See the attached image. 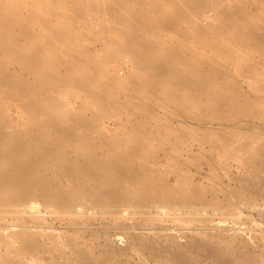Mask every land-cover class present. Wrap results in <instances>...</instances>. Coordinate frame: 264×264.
<instances>
[{
    "label": "rangeland",
    "instance_id": "rangeland-1",
    "mask_svg": "<svg viewBox=\"0 0 264 264\" xmlns=\"http://www.w3.org/2000/svg\"><path fill=\"white\" fill-rule=\"evenodd\" d=\"M127 11L148 34L146 58L166 57V70H140L129 60L141 50L120 18ZM0 15L14 33L21 23L28 52L57 62L68 77L47 82L52 112H33L0 88V119L21 133L38 129L33 118L71 123L70 112L90 120L100 155L115 144L122 153L141 149L134 168L147 193L123 208L0 207V264H264V0H0ZM110 22L118 27L109 30ZM2 60L0 51L9 74L39 86L38 73ZM247 114L259 116H237ZM68 123L59 128L77 134ZM53 127L44 128L42 146L54 143ZM208 136L226 153L244 146L245 136L256 141L242 165L219 158ZM59 174L51 173L53 182L72 191ZM112 179L124 191L137 180Z\"/></svg>",
    "mask_w": 264,
    "mask_h": 264
},
{
    "label": "bare ground",
    "instance_id": "bare-ground-1",
    "mask_svg": "<svg viewBox=\"0 0 264 264\" xmlns=\"http://www.w3.org/2000/svg\"><path fill=\"white\" fill-rule=\"evenodd\" d=\"M223 10L226 11L224 8ZM223 10L220 11L221 15ZM103 11L107 12L110 16H116V13L112 10V6L110 4H105ZM226 17L229 18L228 15L225 16V19ZM95 18L94 20L92 17L89 19L92 20V22H96ZM120 18L127 20L129 24L131 23L132 27L128 30L131 33L136 34V46L139 48V50H141L137 53L131 52V55L128 57L135 67L140 70H143L144 68H148V70L153 71L158 69L166 70L169 63L166 57H164L163 60H160L159 63H156L155 61L151 62V60L146 58L144 39L148 34L145 30V27H143V25L137 21L134 14L130 11H127V13ZM230 19L228 20L229 22ZM98 23L96 22L95 24H97L96 27L99 29L100 27H98ZM230 23H232V19ZM100 24L102 26V23ZM13 25L10 23V21L7 22V20H5L2 15H0V51L3 56V64H8L6 66L13 65L12 67L15 68L17 66L26 72L38 73L42 79L40 80L39 86L33 89L31 84L22 79V77L14 73L9 74V72H7L2 65H0V88L2 93L8 97L14 98L20 106L30 109L33 112H40L41 109L44 108L49 111H53L54 107H52V109L49 107L51 105H49L50 99L47 97L49 96V93L47 94L49 88L47 82L52 81L55 83H63L65 79H68V77H65L63 72H59V68L55 69L57 68V62H53L52 60V63H43L44 60H41L37 53L28 52L25 49L26 44L23 42V39L28 38L27 32H25V29L20 23L17 25V27H19V32L14 33L12 29ZM14 27L15 26H13V28ZM117 27L118 25L114 24V22H110L108 24L109 30ZM105 30L107 29H104V31ZM102 32L100 31V33ZM255 35L257 34L255 33ZM260 36L262 35L258 34V38H260ZM107 91L108 89L106 92ZM210 92L212 94H210ZM210 92L207 94H210L212 98L219 97V99L226 100L225 97L223 98L221 95H214L215 93L212 91ZM95 99L98 101L97 98ZM229 105L234 108H238L235 106V103L233 104L232 102H229ZM2 111L0 104V115L2 114ZM51 114L53 115V113ZM67 114L66 115L69 116L70 119L69 117L66 118L71 120V123L68 120H64L63 118L57 117V120L55 114L54 117L57 120L56 122H58L59 119H62L61 122L63 120L65 122L68 121L71 128L72 126L73 128H78L77 134L71 132L74 131L73 129L71 131H67V127L65 129L59 128L61 124L60 122H58L60 123L59 126L56 127V122H54L55 119L51 120L53 116L50 118V120L48 119L40 122L37 118L31 119L32 123H35L36 125H34L37 126L36 128L38 129L33 131L30 128V131L27 129V131H24L23 133L14 132V130L8 128V125L6 126L5 121L3 120L4 117H1L3 119H0V207H13L17 210L16 212H19V207H26L27 205L32 206L33 204H37V201H42L45 207L60 209L66 213L76 210V208L79 206L84 207L85 210H101V208L105 209V207L108 208V206L112 207L113 205L116 206L118 204H120V206H122L121 204H124L126 207L125 204H127L131 199L142 197L147 194L143 192V190H145L144 173L134 168V163L136 162L135 159L138 160L141 149L137 146L128 150L127 152L122 153L118 150L116 144L115 147H113V144V146L110 147V144L112 143L110 142V144H108L110 145L109 147L104 143L106 146L104 149H108H105L107 152L103 151V155H100V147H98L99 145L97 146L95 144L94 139L96 138L93 137V132L90 126L91 123H89L90 120L88 121L86 118L81 116L79 117L78 115V117L76 115V117L74 115L73 117L70 112ZM237 116L254 119L259 115L247 114ZM65 122H63V124H65L64 127L66 126V123H68ZM69 123L67 125H69ZM6 127L13 132H9L11 133L9 134L8 131L10 130L7 131ZM47 127H53L54 143L44 147L41 145L40 139L41 135L46 136L44 128L47 130ZM10 135L15 139V141H11L9 138ZM77 137L78 139L81 138L79 140H82V143L79 140L77 141ZM99 138L101 139V137ZM209 139L210 136L206 137L205 142L207 143ZM255 141L256 137L245 136L244 146L232 145L230 147L231 150H233V153L224 152L223 141H218L215 143L211 142V144L207 143V145L210 147V149H212L211 151H213L214 148L217 149L216 154L219 158L223 157L228 161L231 160L238 164L244 165L245 159H247V155L250 152L248 147L253 145ZM77 144L81 145V147L76 148ZM204 153L205 152L201 154L204 156ZM152 160V158L149 159V161ZM211 161L212 159L210 158L208 162ZM146 162L147 161L144 162V160L139 159L140 166H143ZM55 171L60 173V176L66 177L71 182L73 186L72 191L64 192L62 186L53 182L51 173H55ZM113 175H120L121 177H124L127 181H129L128 183L131 182L132 177L137 180L132 181L134 182V187L133 189L130 188L131 191L130 189L124 191L126 187L123 190L118 189L119 184L117 185L113 182ZM102 185H107V187L97 188V186ZM121 185L126 186L124 182H121ZM153 194L154 190L151 195ZM147 196H149V194ZM121 208H123V206ZM27 244L31 245V243L28 241ZM80 253L81 251L79 254ZM178 253L180 256V252ZM81 254L79 256H82ZM82 259H84V257ZM86 262L89 261L87 260ZM184 263L186 264L187 262Z\"/></svg>",
    "mask_w": 264,
    "mask_h": 264
}]
</instances>
